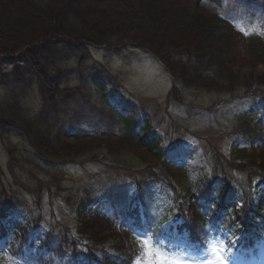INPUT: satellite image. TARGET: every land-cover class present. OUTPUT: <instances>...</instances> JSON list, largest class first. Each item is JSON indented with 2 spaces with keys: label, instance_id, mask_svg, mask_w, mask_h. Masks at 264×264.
I'll return each mask as SVG.
<instances>
[{
  "label": "rangeland",
  "instance_id": "374dc122",
  "mask_svg": "<svg viewBox=\"0 0 264 264\" xmlns=\"http://www.w3.org/2000/svg\"><path fill=\"white\" fill-rule=\"evenodd\" d=\"M39 1L52 19L53 6L61 13L79 14L75 9L78 0ZM108 7L99 11L110 21ZM90 8L83 10L86 13ZM216 8L236 33L230 31L233 40L223 44L228 62L210 72L216 78L236 80L232 89L188 84L179 72L171 73L159 58L136 44L108 49L57 41L41 64L53 82L39 74L16 76L10 58L0 57V264H90L87 258L91 257L84 253L85 236L78 232L79 215L89 209L115 219L126 232L93 245L92 259L104 253H125L130 258L127 264H219L221 260L224 264H264L263 241L257 242L254 258L243 251L237 255L236 248L229 250L221 239L211 236L203 241L205 248L184 251L190 239L178 227L180 221L171 206L174 195L183 204L189 190L204 194V181L211 177L212 151L233 182L240 174L223 162L234 158L241 146L247 145L248 156L264 159L260 142L252 150L239 129L245 121L242 116L262 102L257 93L264 91L263 57L251 52L264 43V0H220ZM82 17L89 26L94 19ZM79 21L83 20L79 18L75 28L84 30ZM105 34L100 39L109 37ZM153 38L144 46L154 47ZM216 52L221 51H212ZM197 68H201L199 77L207 75L205 66ZM191 69L186 67V72ZM47 87L53 90L51 96ZM63 88H75L79 94L61 96ZM23 117L39 126L47 138L56 137L59 131H74L81 136L67 144L91 148L63 160L52 156L47 160L23 136ZM125 117L133 118L136 134L145 133L144 137L159 142L169 164L159 170L164 183L150 180L144 194L135 189L136 183L149 175L139 171L157 169L158 161L140 143H128L121 123ZM247 120L246 126L255 124L250 117ZM258 131L263 134L259 127ZM142 206L152 210L147 212ZM160 219L156 232L148 224ZM22 229L27 230L21 234ZM38 236L49 237L53 244L37 241ZM62 236L72 238L75 245L61 246L57 240Z\"/></svg>",
  "mask_w": 264,
  "mask_h": 264
},
{
  "label": "trees",
  "instance_id": "16d2710c",
  "mask_svg": "<svg viewBox=\"0 0 264 264\" xmlns=\"http://www.w3.org/2000/svg\"><path fill=\"white\" fill-rule=\"evenodd\" d=\"M78 2L75 9L79 10L77 11L79 14L63 11L61 13L53 6L51 10L53 9L54 18L56 17L54 20L52 15L51 17L48 16L44 7L41 8V1L39 0H0V56L10 58L13 74L26 77L30 76V73L39 74L42 79L48 78L47 80H49L48 72L41 64L43 58L48 55L49 47L55 46L57 41L74 44L77 47L83 43L103 45L108 49L117 45L136 44L159 58L170 69L171 73L179 72L178 75L183 77L188 84L208 85L210 88H217L218 86L233 88L232 83L236 80L228 76L216 78L213 72H210V69L215 70L221 64L228 62L227 55H225L227 50L223 44L233 40L231 27L215 12L202 5L200 0H78ZM107 5H109L108 8L112 13L110 21H108L109 16L105 19L104 14L99 11ZM85 7H91L89 12H84ZM82 16L94 18L91 19L90 26L87 19L85 20ZM42 17L46 18L42 20L43 24H39L40 26L36 28L33 35H29ZM47 18L48 22L46 21ZM79 18L83 20L79 22L85 27L84 30H79V28H75L77 26H74L75 23H78ZM161 28L163 29L161 30L163 37L160 36L161 33L158 36ZM104 33L109 37L100 39ZM56 38H61V40H55ZM152 38L156 39L155 49L154 47H146L147 45L144 46ZM200 41H202V45H199ZM252 45L253 43H249V46ZM257 46L256 51L252 50L251 53H255L254 55L257 53L258 56L263 57L262 61L264 62V44ZM215 49L220 50L219 53L221 54L212 53ZM203 66L208 70L205 72L207 75L199 77L197 74L201 68L197 67ZM186 67L192 68L189 74L186 72ZM203 77H207V79H203ZM49 81L53 82L51 79ZM47 88L51 90V93L48 92L51 96L53 90L50 87ZM69 94L76 95L79 93L75 88L72 90L61 89V96H68ZM21 121L23 123L20 125V129L24 136L27 135L26 137L36 153L45 159L52 156L58 160H63L68 158L66 155L77 156L80 151L91 148L86 149L87 146H83V149H79L80 146L77 144H67V141H71L69 139L77 140L78 138L64 135L61 131L57 133L56 137L47 138L41 133V128L37 127L32 120L23 117ZM246 127L245 124L243 130ZM129 133L127 135L129 137L128 143L136 145L138 141L141 146H144L148 152L153 153L157 158L159 168H163L165 163L157 141L143 137L134 139L132 132ZM246 134L252 141L253 136L250 137L251 134L249 135L247 132ZM99 142L107 143L106 140L102 142L99 140ZM99 144L97 146L101 147ZM236 154L239 162L224 161L228 167H233L241 172L246 179L245 182L251 181L254 176H260L264 179V159L262 157L256 159L248 156L244 149ZM214 155L213 152L215 162L221 161ZM222 166L215 164V172L223 181L220 190L224 189L226 182L228 183V175L225 174ZM147 171L155 172L150 168ZM187 193L186 196H188L189 201L186 200L185 206L188 205L192 208L193 205L194 208L192 191ZM235 217L237 219V215ZM79 223V232L93 243H100L102 238L117 237L119 233L98 216L81 217Z\"/></svg>",
  "mask_w": 264,
  "mask_h": 264
},
{
  "label": "snow or ice",
  "instance_id": "6c2138e0",
  "mask_svg": "<svg viewBox=\"0 0 264 264\" xmlns=\"http://www.w3.org/2000/svg\"><path fill=\"white\" fill-rule=\"evenodd\" d=\"M219 264H224V262L221 260V261L219 262Z\"/></svg>",
  "mask_w": 264,
  "mask_h": 264
}]
</instances>
